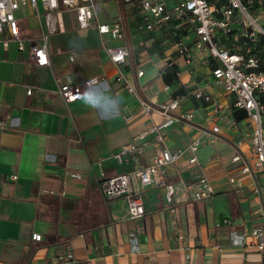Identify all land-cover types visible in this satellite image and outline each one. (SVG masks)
<instances>
[{"label": "crops", "instance_id": "0c3cea01", "mask_svg": "<svg viewBox=\"0 0 264 264\" xmlns=\"http://www.w3.org/2000/svg\"><path fill=\"white\" fill-rule=\"evenodd\" d=\"M95 1L97 11L109 3ZM228 1L211 0L219 8ZM116 3L112 13L107 11L108 20L101 21L97 11L95 20L113 22L123 13L126 37L109 44L129 47L130 56L122 66L109 58L103 46L112 39L109 34H100L92 24L94 32L79 45L66 21L65 31L51 36L57 46L51 48L49 39L50 64L37 65L30 46L41 41L43 7H22L16 12L26 48L21 51L11 42L0 50V120L8 125L0 127V264H264V250L253 240L236 246L230 238L233 230L264 226V179L242 172L244 159H232L239 150L253 162L254 154L247 120L236 118L233 94L213 74L217 61L193 46L196 35L191 26L140 30L141 8L126 12L122 0ZM75 21L82 40L90 27L83 30ZM177 39L191 47L190 62L176 51ZM218 39L230 44L220 30ZM258 43L264 47V37ZM257 50L259 56L264 53V48ZM172 65L177 75L166 81L165 71ZM139 69L144 70L141 76ZM122 73L136 93L125 88L119 78ZM94 76L102 81L85 95L92 93L98 103L90 104L85 95L71 103L64 100L62 83ZM197 88L211 94L212 100L196 98ZM175 96L180 97L176 115L192 113L193 117L165 128V144L186 147L196 136L202 143L198 162L190 163L187 152L166 166V179L176 185L190 184L205 174L215 195L205 201H176L172 204L176 211H171L164 187L146 186V212L132 218L125 198L106 199L101 182L152 161L163 145L152 135L145 137L149 144L143 153L129 154L124 162L114 153L153 124L142 99L157 105ZM153 116L161 117L157 112ZM214 124L220 132L212 140ZM224 217L231 218L232 224L217 227ZM34 232L42 238L34 239ZM133 233L139 238L136 251L130 243Z\"/></svg>", "mask_w": 264, "mask_h": 264}, {"label": "built area", "instance_id": "2783aa9c", "mask_svg": "<svg viewBox=\"0 0 264 264\" xmlns=\"http://www.w3.org/2000/svg\"><path fill=\"white\" fill-rule=\"evenodd\" d=\"M124 11L132 10L139 6L142 10L138 28L140 30L153 31L169 26H191L195 31L193 46L204 50L217 61L213 68V74L223 83L226 91L234 96L233 106L236 110L245 112V119L249 126V139L253 150V162L245 158L241 151H236L233 160L244 159L242 172L253 176L260 174L264 179V70L261 69L262 61L255 52V48H264L259 45L260 37H264V7L262 5L255 14L249 11L254 0H229L228 4L219 8L209 0H122ZM43 7L45 29L41 35V41L30 46V55L37 65H49L50 55L48 42L52 35L65 31V11H74L78 25L86 30L92 24L96 25L100 34H109L112 38L126 37L124 27V15L120 13L113 22H100L95 20L97 6L95 0H0V50L8 48L11 42H16L19 50L26 48L22 34L21 20L16 15L22 7L38 9ZM221 12V16H218ZM263 20V22H260ZM221 31L230 40L229 45H224L218 39V31ZM109 58L118 66L127 63L130 56L129 47L126 44L110 46L103 44ZM175 49L179 54L186 55L187 62L192 60L191 47L183 40L175 41ZM165 65H169L166 61ZM144 70L139 69L138 76L143 75ZM179 74V73H178ZM119 78L124 80V86L132 93H136V87L123 73ZM102 81L98 76L91 77L83 82L66 81L60 85V93L67 103L74 102L85 95L88 89ZM28 88V93L32 92ZM194 96L198 99L211 101L212 96L203 89L194 90ZM87 94V93H86ZM180 104V97H170L157 105H152L142 99L144 109L151 114L153 124L142 130L135 136V140L123 144L114 157L119 162H124L129 154L144 152L149 140L145 137L152 135L156 142L163 143L157 148L152 161L145 166L107 177L101 182V191L106 199L124 197L127 203L128 214L132 218L143 216L146 212L144 188L146 186L164 187L166 198L171 206L176 201H205L214 197L215 188L207 175H201L190 184L176 185L166 179L165 168L177 163L187 152L189 162H198V149L202 143L200 136H196L186 147H174L165 144L163 130L183 118L191 119L192 113L176 115ZM157 112L160 118L153 114ZM5 121L0 120V127L6 128ZM205 132V131H202ZM220 126L214 124L211 131V139L215 140ZM145 138V139H144ZM143 139L141 142H137ZM73 176L81 177L79 172H73ZM14 178L17 175H13ZM234 181L233 178H231ZM49 191V190H47ZM260 194L262 188L256 189ZM176 211L175 207L170 208ZM177 219H175V222ZM232 220L224 217L216 222L217 227L231 225ZM179 238H183L182 230L178 231ZM34 239L40 240L42 234L34 232ZM233 245L242 246L254 241L256 247L264 250V226H257L248 230L231 231ZM130 243L134 251L139 248V238L133 233Z\"/></svg>", "mask_w": 264, "mask_h": 264}, {"label": "rangeland", "instance_id": "374dc122", "mask_svg": "<svg viewBox=\"0 0 264 264\" xmlns=\"http://www.w3.org/2000/svg\"><path fill=\"white\" fill-rule=\"evenodd\" d=\"M108 4L107 5H105V6H102V7H100V8H98V11H97V13H98V18L101 20V21H105V20H108V18H107V13L109 12V14L110 13H112V11H113V9H114V7H115V5H117V0H108ZM253 5V4H252ZM251 5V7L249 8V11L252 13V14H255L256 12H257V9L255 8V7H253ZM108 11V12H107ZM64 19H65V21H66V26H67V28L68 29H70L73 33H72V35L73 36H75L76 37V40H77V44H79V45H82V44H84L85 42H87L88 40H89V34L90 33H93L94 31H93V29H92V27L93 26H90V28H89V32H88V34L87 35H85V37L82 39V40H80L79 39V37H80V30L77 28V27H75L74 26V23L76 22L75 20V12L74 11H65L64 12ZM31 18H26V21H28L30 24H31ZM260 22H263V20H261ZM53 36V35H52ZM121 39L122 38H109L108 40H106L104 43H106V44H118V43H121ZM57 41L55 42V39H54V37H51V42H50V46H51V48H53V46H57ZM260 58H261V61L263 62V64H264V53H262V54H260Z\"/></svg>", "mask_w": 264, "mask_h": 264}, {"label": "trees", "instance_id": "16d2710c", "mask_svg": "<svg viewBox=\"0 0 264 264\" xmlns=\"http://www.w3.org/2000/svg\"><path fill=\"white\" fill-rule=\"evenodd\" d=\"M209 1L211 2V0H209ZM261 5H262V7H264V2L262 4H258V3H255L254 2L252 6L255 7L256 9H258ZM173 27H175V25ZM177 31H179V30H177ZM176 34H177V37H178L179 34L178 33H176ZM257 49L258 48H255V52L259 53ZM261 69L264 70V64H263V62H262ZM177 72H178V69H177V67L175 65L168 66L167 69H166V71H165V74H164L166 81H170V77H172V76H175L176 77ZM235 116H236V118L238 120L243 119L245 117V112L243 110H236L235 111Z\"/></svg>", "mask_w": 264, "mask_h": 264}, {"label": "clouds", "instance_id": "9594fccd", "mask_svg": "<svg viewBox=\"0 0 264 264\" xmlns=\"http://www.w3.org/2000/svg\"><path fill=\"white\" fill-rule=\"evenodd\" d=\"M85 99L90 103V104H96L98 101L95 99L94 95L92 93H87L85 95Z\"/></svg>", "mask_w": 264, "mask_h": 264}]
</instances>
